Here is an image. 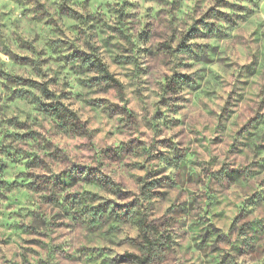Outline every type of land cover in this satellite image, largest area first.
Listing matches in <instances>:
<instances>
[{
  "label": "clouds",
  "instance_id": "9594fccd",
  "mask_svg": "<svg viewBox=\"0 0 264 264\" xmlns=\"http://www.w3.org/2000/svg\"><path fill=\"white\" fill-rule=\"evenodd\" d=\"M214 4L0 0V264H264V0Z\"/></svg>",
  "mask_w": 264,
  "mask_h": 264
},
{
  "label": "rangeland",
  "instance_id": "374dc122",
  "mask_svg": "<svg viewBox=\"0 0 264 264\" xmlns=\"http://www.w3.org/2000/svg\"><path fill=\"white\" fill-rule=\"evenodd\" d=\"M42 7V5H41ZM228 4H227V0H216V4H214L212 7L208 8L207 12L205 13L206 17H211V18H215V19H222L225 20V22L231 23L230 20V16H231V12L228 10ZM61 13H65V12H75L74 9H70L67 5H62L60 8ZM204 20V18L202 17L201 20L197 21V23H201ZM209 28V31H211L212 29H214L216 27L215 24H211V25H207ZM255 34V33H253ZM189 39H198V38H204L201 36V34L199 33L198 30L196 29H189ZM183 45V42H182ZM184 50H189L187 48L186 45H184ZM15 55V54H14ZM80 56V52L79 50H77L76 52H71L69 53L67 56L64 57V62H67L69 60V58L71 59H77ZM59 59V58H56ZM30 58L28 56H19L16 55V59L13 61V64L15 66V68L17 69V73L15 75H12L10 73H2L0 72V74H4L7 75L9 77L10 82H19L22 87L19 89H13V96L9 97V104H13L15 103L17 100H22L25 96V94L27 93L28 89L30 88H36L39 85V82L36 80H33L31 78L28 77H24L23 75L20 74L21 70H32L31 69V64L29 63ZM254 64H257V62L254 60L253 61ZM259 73V65L257 64L256 69L254 70V72L252 73V76L255 78L258 76ZM175 75V74H174ZM93 79H96L95 77H93ZM247 86V84L245 85ZM43 87V86H40ZM240 103L243 105L244 100L241 99ZM261 104H264V101H261ZM51 107V106H49ZM247 110V109H246ZM244 115L243 112H238L237 110H233L232 111V116L235 117L236 119H239L240 116ZM15 118H13L14 120ZM259 119H261L260 117V113L259 111H255V112H250L249 113V117L246 123H244L242 125V128H246L249 125H252L253 122H257L256 126L258 127H262L264 128V123H259ZM12 121H9V123L11 124ZM18 127H21L22 125H17ZM17 135L22 136V138H30V134L28 133H16ZM33 162H26L25 165L22 167L21 170V174H23L24 168L30 166L31 163ZM161 179H164L163 177ZM14 183V181H13ZM150 187V185H149ZM253 196H255L256 194L253 193ZM10 207V206H9ZM224 213L223 212H217L216 216L221 217ZM209 218H212V214L209 213ZM233 222H235V218L233 219ZM124 253H121V255H124ZM222 264V262H221Z\"/></svg>",
  "mask_w": 264,
  "mask_h": 264
},
{
  "label": "trees",
  "instance_id": "16d2710c",
  "mask_svg": "<svg viewBox=\"0 0 264 264\" xmlns=\"http://www.w3.org/2000/svg\"><path fill=\"white\" fill-rule=\"evenodd\" d=\"M45 92H47L46 89H45ZM57 118H59V113H57ZM134 255H136V253H134V252H125V254L123 256H134Z\"/></svg>",
  "mask_w": 264,
  "mask_h": 264
}]
</instances>
